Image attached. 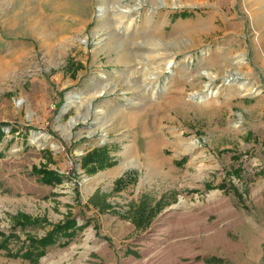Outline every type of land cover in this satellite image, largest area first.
<instances>
[{
    "label": "rangeland",
    "instance_id": "obj_1",
    "mask_svg": "<svg viewBox=\"0 0 264 264\" xmlns=\"http://www.w3.org/2000/svg\"><path fill=\"white\" fill-rule=\"evenodd\" d=\"M155 42L174 56L171 74L127 78ZM228 57H242L244 77L211 81ZM170 91L188 107L167 114L163 134H183L187 150L172 173L149 174L124 162L145 139L118 118ZM0 124V243L13 236L0 264H264V0H0ZM103 146L112 165L83 169ZM19 215L39 223L14 227ZM67 218L82 229L36 263L11 255Z\"/></svg>",
    "mask_w": 264,
    "mask_h": 264
},
{
    "label": "bare ground",
    "instance_id": "obj_2",
    "mask_svg": "<svg viewBox=\"0 0 264 264\" xmlns=\"http://www.w3.org/2000/svg\"><path fill=\"white\" fill-rule=\"evenodd\" d=\"M120 20H124L123 22L126 31L129 30L134 22L133 17L130 18V12L123 13L120 17ZM151 46V51L148 52L145 57L140 59V61L138 60L139 64L137 68L129 67L130 69H127L129 71L128 74H126L127 78L133 74H137L136 76H138V78H136L139 82L145 83L146 80H149V83H153L157 82L160 76L164 74H171L172 71L169 70V68L174 65V56L167 52H163V49H161V43L155 42ZM202 55L204 56L205 53ZM241 58L237 57V59H232L231 57H228L224 61L221 60L214 68L216 69V73H207L206 76L211 81H214L219 76L225 74L227 75V79L234 78V76L244 77L243 74H241V71L244 68L242 64L243 59ZM190 61L192 62L190 57L184 60L186 63ZM233 70L236 72L235 75H233L231 72ZM234 80H237L236 83H238V90H240V93L245 95H255L259 93L253 88L254 86L250 81L246 79L244 81H239L238 78H235ZM131 88V86L128 87L127 91L132 90ZM182 94L183 93L181 92L170 91L165 96L163 101L155 105H151L149 109L146 108L143 113H138L134 116L124 114L120 115L118 119L121 120V123L118 126L121 125L120 127L128 128V130L133 128L135 130L137 139H145V144L142 146V149L138 150L134 146L126 147L124 153V162L125 160L131 158L137 161H142V164L145 167L144 169L149 172V174H161L165 171L172 173V170L169 167L172 157H176L179 154V151L182 149L187 150V147L185 146L187 144L184 143V139L182 138L183 134H180V136L172 133L163 134L162 123L167 121V114H173L175 112L181 113L185 108L188 107L182 102ZM201 97L203 98V96ZM149 117H151V119L149 120L150 123L148 124L146 120L149 119ZM112 126L115 127V124ZM148 127L154 131L149 133ZM166 150L171 152V156H169V158L164 155V151ZM127 165L120 166L119 169H125Z\"/></svg>",
    "mask_w": 264,
    "mask_h": 264
},
{
    "label": "trees",
    "instance_id": "obj_3",
    "mask_svg": "<svg viewBox=\"0 0 264 264\" xmlns=\"http://www.w3.org/2000/svg\"><path fill=\"white\" fill-rule=\"evenodd\" d=\"M180 16H185V13H182ZM3 126V124H0V127ZM111 165L112 162L109 159L106 146L94 149L91 152L86 153L81 158V167L83 169L89 168L93 172L96 170H101L105 167H110ZM34 173L40 175L41 181L46 185L60 184L62 181L61 176L52 170H47L45 168H34ZM222 187V185L219 186L220 189ZM17 218V223L14 225V227H20L21 229L28 226H34L39 223L38 220L31 219L27 215H19ZM79 229H82V226H78L74 219L67 218L60 224L52 225L51 229L39 239L26 237L25 241L23 242V251L16 252L11 255L13 257H21L22 259L36 263L38 259L44 255L47 247L56 244L60 238L69 241L74 237ZM0 236H2V233H0ZM8 237L13 236L12 234H9L7 237H4L3 241L0 243V249L7 248L6 241L8 240Z\"/></svg>",
    "mask_w": 264,
    "mask_h": 264
},
{
    "label": "crops",
    "instance_id": "obj_4",
    "mask_svg": "<svg viewBox=\"0 0 264 264\" xmlns=\"http://www.w3.org/2000/svg\"><path fill=\"white\" fill-rule=\"evenodd\" d=\"M211 260H210V264H222L223 262V260H222V258H210ZM258 264V259L257 258H255V259H252L251 258V264Z\"/></svg>",
    "mask_w": 264,
    "mask_h": 264
}]
</instances>
